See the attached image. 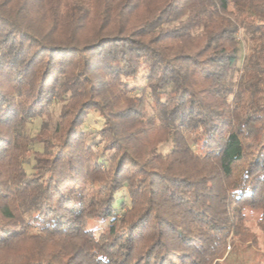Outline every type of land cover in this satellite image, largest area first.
Instances as JSON below:
<instances>
[{"label": "trees", "instance_id": "obj_1", "mask_svg": "<svg viewBox=\"0 0 264 264\" xmlns=\"http://www.w3.org/2000/svg\"><path fill=\"white\" fill-rule=\"evenodd\" d=\"M252 210L264 249V0H0V264H235Z\"/></svg>", "mask_w": 264, "mask_h": 264}, {"label": "rangeland", "instance_id": "obj_2", "mask_svg": "<svg viewBox=\"0 0 264 264\" xmlns=\"http://www.w3.org/2000/svg\"><path fill=\"white\" fill-rule=\"evenodd\" d=\"M238 39L240 41V48H239L240 58L238 61V65L240 66L242 61H243L244 56L248 53L249 41L242 31H240L238 33ZM136 84L138 86H142L144 84V80L138 78L136 80ZM60 106H61V103H59V102H54L51 105V110H52V113L54 116L52 120L47 121V120L42 119V118L30 119L25 125V131L30 136H33V135L37 134V132L41 128L42 123H44V122L47 123V126L49 128H53L54 123L56 121V116L59 114ZM102 124H103V118L101 116H99V114L96 111H90L88 116L86 117L85 121L81 125V128L86 133L93 134V133H96V131H98L100 129ZM171 144H172L171 141L163 143V144L159 145L158 150L161 151L162 153H166L170 149ZM30 147H31V151L42 150V148H43L40 143L31 144ZM96 148H99V149L101 148L100 142L96 145ZM107 153L108 152H106L105 154H107ZM32 163H33V160H32L31 155H30L28 162L24 164V168L26 169V172L28 174H30L32 172V167H31ZM128 204H129V197H128L127 190L125 187H122L117 192L116 199L114 202V207H115L117 213H121L128 206ZM258 215H259L258 212L254 211V210L246 211V216H247L246 224L248 225V227L252 231L257 233L258 238H259V240H258L259 246L257 248L251 247L245 251H242V250L239 251V253L236 256H233L235 258V260H233V261H235V264L240 263V261H244L245 264H251L252 262L264 260V249L261 245L262 234L256 226V220L258 218ZM227 249H228V247H227ZM233 257H231V260L233 259ZM173 261L175 263H179V260L176 257H173Z\"/></svg>", "mask_w": 264, "mask_h": 264}, {"label": "built area", "instance_id": "obj_3", "mask_svg": "<svg viewBox=\"0 0 264 264\" xmlns=\"http://www.w3.org/2000/svg\"><path fill=\"white\" fill-rule=\"evenodd\" d=\"M228 248H229V246H228Z\"/></svg>", "mask_w": 264, "mask_h": 264}]
</instances>
